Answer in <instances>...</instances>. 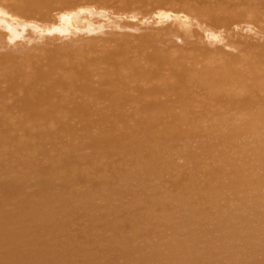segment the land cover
I'll use <instances>...</instances> for the list:
<instances>
[{"label": "bare ground", "instance_id": "bare-ground-1", "mask_svg": "<svg viewBox=\"0 0 264 264\" xmlns=\"http://www.w3.org/2000/svg\"><path fill=\"white\" fill-rule=\"evenodd\" d=\"M0 264H264V0H0Z\"/></svg>", "mask_w": 264, "mask_h": 264}]
</instances>
